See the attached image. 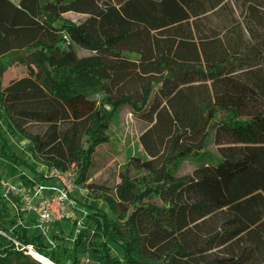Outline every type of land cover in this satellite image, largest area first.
Returning a JSON list of instances; mask_svg holds the SVG:
<instances>
[{
    "label": "trees",
    "instance_id": "obj_1",
    "mask_svg": "<svg viewBox=\"0 0 264 264\" xmlns=\"http://www.w3.org/2000/svg\"><path fill=\"white\" fill-rule=\"evenodd\" d=\"M225 1L0 0V134L28 140L24 157H12L34 176L13 174L34 185L45 179L36 161L74 168L89 190L75 200L85 218L54 221L51 244L19 222L0 175V264H44L28 245L55 264H264V69L252 26L261 16L245 0L251 41L239 23L224 34L206 27ZM72 11L86 17L64 16ZM15 60L24 75L3 85ZM123 105L148 123L144 155L129 159L110 194L86 182ZM216 126L219 163L176 175L182 161L211 153Z\"/></svg>",
    "mask_w": 264,
    "mask_h": 264
},
{
    "label": "rangeland",
    "instance_id": "obj_2",
    "mask_svg": "<svg viewBox=\"0 0 264 264\" xmlns=\"http://www.w3.org/2000/svg\"><path fill=\"white\" fill-rule=\"evenodd\" d=\"M224 3H226V5L222 7ZM255 4L258 7V15L261 16V19H256L252 23L255 33L260 39V42L257 43L255 50L257 53L255 54L253 61L258 62L261 68L264 69V0H255ZM245 8V0H226L216 9L208 12L209 17L204 20L206 27L212 26L221 30L222 34H224L236 23H239L245 39L251 41V34L246 27ZM64 16L76 22H79L86 17L83 13L73 11L66 13ZM78 50L81 56L89 53V51L83 48H78ZM22 66L23 65L17 62V60L13 61L2 74L3 85L16 77L24 75V69H26V67L23 66L22 68ZM140 116V113L134 112L130 105L120 106L115 111L111 125L107 131L109 134V140L97 145L96 152L93 154L92 164L89 167L88 180L86 183L96 182L98 184H103L108 188L110 194H116L117 185L121 182V171L125 164L134 155H144V150L140 143V135L147 128L148 123ZM222 117L223 114L220 113L217 120L220 121ZM217 129L218 126L211 128L210 135L207 139V149L211 153L202 156H195L182 161L175 171L176 175L191 174L196 167L208 162L213 164L219 163L221 158L218 153L219 145L215 142ZM2 134L4 135L0 134V175L2 176V179L9 180L14 184H21L22 180L20 179V175L13 174V167L21 170L29 177H33L34 172H32L30 167L20 162H16L15 158L12 157V154L24 157V154L26 153L24 150L28 140L17 139L8 134L5 129H2ZM5 138L8 143L4 148L3 145L5 143ZM36 162V170L39 173L45 174L48 167L42 162ZM88 194L89 190L85 185L78 184L77 188L71 192V199L73 201L78 199L84 200ZM89 196L93 197L94 194H90ZM8 200L11 204H18V202H15L12 199ZM99 202L102 204V199H99ZM13 207L15 208L14 204ZM67 210L71 211L77 216V218L83 220L87 208L81 204H76L75 202V204L70 203ZM31 220L35 224L38 220V216L36 220H34V217H31ZM46 228L47 236L49 237L48 242L52 244V234L56 232L57 229L52 223L47 224ZM114 247L115 253L122 257L123 254L117 249L116 245H114Z\"/></svg>",
    "mask_w": 264,
    "mask_h": 264
},
{
    "label": "built area",
    "instance_id": "obj_3",
    "mask_svg": "<svg viewBox=\"0 0 264 264\" xmlns=\"http://www.w3.org/2000/svg\"><path fill=\"white\" fill-rule=\"evenodd\" d=\"M45 179L36 182L34 185L14 184L11 181L2 179L4 196L12 199L18 212H36L38 222L35 227L47 235L46 225L63 218H77L67 207L75 204L71 199V192L77 188V172L74 168L63 170L56 166L48 167L44 174ZM86 213V212H85ZM21 218L20 223L24 224ZM78 223L82 219L78 218ZM19 245V242H17ZM32 245L23 246L29 249ZM33 247V246H32Z\"/></svg>",
    "mask_w": 264,
    "mask_h": 264
},
{
    "label": "crops",
    "instance_id": "obj_4",
    "mask_svg": "<svg viewBox=\"0 0 264 264\" xmlns=\"http://www.w3.org/2000/svg\"><path fill=\"white\" fill-rule=\"evenodd\" d=\"M10 82V81H9ZM8 82V83H9ZM8 83H6L5 85H7ZM23 183V182H22ZM21 183V184H22ZM3 192H4V187H3ZM37 213L36 212H29V213H23V216L21 217L22 219H23V217H24V224H30V225H33L34 227H35V225L37 224V222H38V220H37V222L34 224L33 222H32V220H31V217H34V220H36L37 219ZM21 218L19 219V220H21ZM36 228V227H35Z\"/></svg>",
    "mask_w": 264,
    "mask_h": 264
},
{
    "label": "bare ground",
    "instance_id": "obj_5",
    "mask_svg": "<svg viewBox=\"0 0 264 264\" xmlns=\"http://www.w3.org/2000/svg\"><path fill=\"white\" fill-rule=\"evenodd\" d=\"M29 253L32 254L35 258L40 259L44 262V264H53L54 262H51L49 258L39 254L36 250L33 249V247H29Z\"/></svg>",
    "mask_w": 264,
    "mask_h": 264
},
{
    "label": "water",
    "instance_id": "obj_6",
    "mask_svg": "<svg viewBox=\"0 0 264 264\" xmlns=\"http://www.w3.org/2000/svg\"><path fill=\"white\" fill-rule=\"evenodd\" d=\"M39 261H41L40 259H38ZM51 261V260H50ZM42 263H44L43 261H41ZM52 262V261H51ZM53 264H55V263H53Z\"/></svg>",
    "mask_w": 264,
    "mask_h": 264
}]
</instances>
